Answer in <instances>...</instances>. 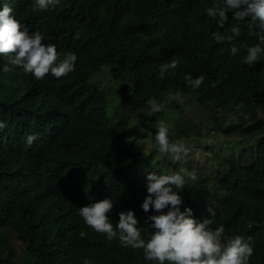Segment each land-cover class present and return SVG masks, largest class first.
I'll return each mask as SVG.
<instances>
[{
    "label": "clouds",
    "instance_id": "9594fccd",
    "mask_svg": "<svg viewBox=\"0 0 264 264\" xmlns=\"http://www.w3.org/2000/svg\"><path fill=\"white\" fill-rule=\"evenodd\" d=\"M198 1L206 5L197 8L188 0H168L163 14L194 21L206 13L219 28H224H215L214 39L225 45L216 51L242 68L241 76L248 85L241 87L211 75L207 81L213 90L205 102L199 103L201 107L197 106L198 94L189 95L186 102L192 108L185 111L183 118L188 120L196 110L204 113L202 118L207 120L198 137L190 132L189 136L171 138L170 126L164 121L158 123L156 135L152 133L147 138L144 128L135 132V148L140 143L144 149L137 171L139 187L146 198L142 203L139 193L141 200L136 197L127 203L134 211L121 212L114 226L110 220L112 200L101 197L97 187L88 186L89 169L76 162L87 153L80 132L88 130L89 122L99 119L84 112H51L52 104L61 103L62 96H53L61 82L80 78L77 52L70 46L71 39L64 36L72 27L66 23L77 24L86 17H98L99 12L90 5L81 10L78 0H0V198L9 209L10 202L13 208L17 199L27 201L26 208L35 219L27 223L24 241L35 238L45 260L57 255L55 235L62 232L67 236L71 233L68 229L74 228L81 230V238L86 236L83 231H96L104 241L90 250L74 240L62 264H103L104 253L109 254V264H139V256L145 264H249L254 249L230 229L226 216L237 209L226 202L234 192L239 194L245 178L234 173L218 175L222 171L216 172L215 167H227L226 162L217 160L202 146L214 147L220 142L230 146L238 140L239 136L218 139L219 131L210 122L220 120L227 132L246 130L248 120L230 108L234 106L239 111L250 98L264 94V0ZM212 1L216 3L210 7ZM237 22H246L249 35L258 37L244 53L239 40L241 28L233 24ZM146 59L153 65L149 57ZM179 63L172 56L160 62L156 66L160 68L159 78L177 69ZM104 65L109 68L112 64ZM101 70L90 76L89 82L103 91L104 87L91 81L94 76L110 79L105 74L108 70L98 73ZM184 80L195 90L201 87L204 77L193 79L187 74ZM61 91L73 97L79 93L80 85L74 83ZM166 100L157 103L149 99L146 106L143 101L130 99L126 105L137 117L140 112H160L166 105L171 116L174 107L168 101L182 98L177 93L169 94ZM141 108L147 110L140 111ZM102 130L95 153L107 135L105 130L101 137ZM249 154H241V163L246 165ZM202 156L207 158L203 164ZM258 168H264V158L255 163L252 172ZM201 174L205 179H199ZM255 189L264 191V186ZM57 197V203H53ZM45 222H51V230ZM214 223L219 226L214 227ZM8 234L13 235V240L20 232L12 233L8 223L4 224L0 244L9 241ZM250 239L256 241L255 237ZM109 246L111 252L107 250ZM119 248L125 250L122 255L116 253Z\"/></svg>",
    "mask_w": 264,
    "mask_h": 264
},
{
    "label": "trees",
    "instance_id": "16d2710c",
    "mask_svg": "<svg viewBox=\"0 0 264 264\" xmlns=\"http://www.w3.org/2000/svg\"><path fill=\"white\" fill-rule=\"evenodd\" d=\"M81 10L87 6H93L99 12L98 17H86L77 24L66 23L69 28L64 36L70 38V46L77 52V66L79 80L69 78L60 84V90H56L55 96L61 98L58 106L51 105V112L68 111L71 113L84 112L99 120L89 122L88 130L80 132L86 143L87 153L77 159L85 170L89 169L88 186L97 187L101 197L110 198L114 204L110 220L114 224L119 222V214L129 210L134 211L127 203L136 197L143 203L146 197L142 196L139 187V174L137 165L139 157L144 153L143 146L132 142L133 135L141 128L146 130V137L156 135L158 123L164 121L170 126V137L189 136L190 132L199 136V130L206 119H184L183 114L192 108L187 98L189 95L198 94L197 106L206 101L213 90L208 85V77L217 75L218 79H225L228 83H234L241 87L248 85L246 78L241 76L242 68L225 59L216 50L224 49L222 42L214 39L217 23L201 13L194 21L179 17L166 16L163 8L168 0H78ZM189 5L199 7L206 2L188 0ZM216 2L212 1L210 7ZM206 9V8H205ZM241 28L239 40L242 44L241 53L249 45L257 42L258 37L249 35L246 22L233 23ZM214 27V28H212ZM169 56L179 60L177 69L166 73L163 79L159 78L160 68L156 67ZM149 57L153 65L146 59ZM125 63V64H124ZM104 64L108 65L109 86L102 91L96 83L92 85L89 77L101 70ZM149 68V73L145 70ZM142 74H144L142 76ZM190 74L193 79L204 77V82L199 89H192L184 80V76ZM264 85V81H261ZM74 83L80 85V91L76 96L69 97L62 94L61 90L68 89ZM46 88H50L47 86ZM179 93L185 101L171 100L172 114L169 116L167 107L157 113L135 111L126 105L130 99L143 101L147 106L149 99H155L157 103L167 102L169 94ZM116 97H111L112 95ZM244 108L239 111L231 106L237 115L248 120V128L239 133L224 130L220 120H213L210 126L217 127L218 139L223 137L239 136V139L230 146L220 142L214 147L203 145L202 149L210 151L217 160L226 162L227 167H215V171L234 173L242 178L245 183L239 194L233 193L226 204L235 206L233 214H227L231 222L230 229L235 234L245 238L254 253L249 264H264V191L255 189L258 185L264 186V168H258L252 172L255 163L264 158V94L253 96L248 102L243 103ZM181 110V111H177ZM137 118V121L133 119ZM133 119V120H132ZM198 120V121H197ZM135 121V122H134ZM103 129V130H102ZM105 130L107 135L103 139L100 148L95 149L101 140ZM174 132L175 135H171ZM217 149L223 150L222 152ZM225 150V151H224ZM227 151V152H226ZM220 153V154H217ZM222 153H225L222 155ZM250 153V154H249ZM241 154H249L246 165L241 163ZM261 158V159H260ZM259 159V160H256ZM256 160V161H254ZM224 166V165H223ZM199 179H205L201 174ZM262 182V183H261ZM141 195V198L139 196ZM128 197H132L127 200ZM10 200V199H9ZM58 197L52 202L57 203ZM27 201L16 200L15 206L10 209L6 202L0 198V228L8 223L12 233L19 231L12 240L0 244V264H62L68 247L74 240L83 243L88 249L102 245L103 239L96 231H83L86 233L81 238V230L68 229L71 232L65 236L58 232L53 241L59 247L57 255L52 260H45L40 253L39 242L33 238L24 241V233L28 229L27 223L35 219L33 212L28 211ZM129 207V208H126ZM153 214L155 213L152 210ZM137 218V217H136ZM143 221L142 218L137 219ZM51 222H45L51 230ZM214 227L219 224L214 223ZM76 233V234H75ZM250 237H255L252 241ZM21 242L17 243V239ZM12 240V241H11ZM50 242V241H48ZM110 251V246L107 247ZM122 248L117 249V255H122ZM111 252V251H110ZM97 256L100 258L101 253ZM103 264H109V254L103 255ZM139 264H145L142 256L138 257Z\"/></svg>",
    "mask_w": 264,
    "mask_h": 264
},
{
    "label": "rangeland",
    "instance_id": "374dc122",
    "mask_svg": "<svg viewBox=\"0 0 264 264\" xmlns=\"http://www.w3.org/2000/svg\"><path fill=\"white\" fill-rule=\"evenodd\" d=\"M105 70H108V72H109V68H103L100 72H98V73H101V72H103V71H105ZM92 82H98L102 87H108L109 86V80L108 79H97L96 78V76H94L93 78H92V80H91ZM117 95H112L111 97H116ZM185 99L182 97V100L181 101H184ZM147 110V108L146 109H144V108H141L140 109V111H146ZM196 114H197V118L198 117H203L204 116V113H201V112H197L196 110H193L192 112H191V115L190 116H188V119L190 120V119H192V120H195L196 119ZM198 121V120H197ZM141 139H143V137H141ZM149 146L151 147V144H149ZM205 156H207L206 154H205ZM205 156H202V157H200V162H201V164H203L204 162H206L207 161V158L205 157Z\"/></svg>",
    "mask_w": 264,
    "mask_h": 264
}]
</instances>
